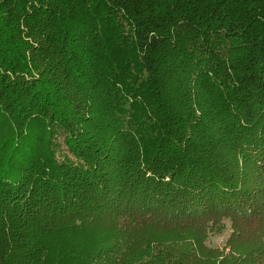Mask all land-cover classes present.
Returning a JSON list of instances; mask_svg holds the SVG:
<instances>
[{"label":"trees","instance_id":"1","mask_svg":"<svg viewBox=\"0 0 264 264\" xmlns=\"http://www.w3.org/2000/svg\"><path fill=\"white\" fill-rule=\"evenodd\" d=\"M0 264H264V0H0Z\"/></svg>","mask_w":264,"mask_h":264},{"label":"rangeland","instance_id":"2","mask_svg":"<svg viewBox=\"0 0 264 264\" xmlns=\"http://www.w3.org/2000/svg\"><path fill=\"white\" fill-rule=\"evenodd\" d=\"M224 238H225V234L212 235V237L210 238V244H212L214 246H218V245L222 244Z\"/></svg>","mask_w":264,"mask_h":264}]
</instances>
